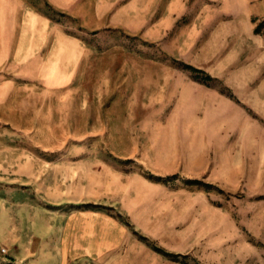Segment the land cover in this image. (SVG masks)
I'll return each mask as SVG.
<instances>
[{
  "label": "rangeland",
  "instance_id": "374dc122",
  "mask_svg": "<svg viewBox=\"0 0 264 264\" xmlns=\"http://www.w3.org/2000/svg\"><path fill=\"white\" fill-rule=\"evenodd\" d=\"M235 1L252 13L253 40L235 43L224 19L194 27L189 16L157 42L119 30L80 35L88 65L62 89L30 74L0 77V264H31L29 246L55 244L42 233L55 198L82 195L83 181L98 176L106 191L84 194L102 205L75 208L117 217L143 246L140 258L264 264V35L254 33L264 0ZM42 4L77 35V17ZM239 69L244 89L231 90ZM224 101L242 116L218 117ZM11 198H28L29 213L16 204L11 218Z\"/></svg>",
  "mask_w": 264,
  "mask_h": 264
},
{
  "label": "crops",
  "instance_id": "0c3cea01",
  "mask_svg": "<svg viewBox=\"0 0 264 264\" xmlns=\"http://www.w3.org/2000/svg\"><path fill=\"white\" fill-rule=\"evenodd\" d=\"M46 1H50L55 11L68 19L78 18L77 35L66 33V30H73L71 26H62L60 21L54 22L45 16L41 11L44 5L42 0H0V77L16 73L22 79L23 75L30 74L41 80L46 89H62L77 73L85 74V70L81 71L80 68L88 65L86 62L91 52L85 49L78 38L80 35L119 30L157 42L167 37L173 28L182 26L183 19L189 16L193 18L194 27L202 18L212 21L224 19L222 22L235 43L253 40L252 13L245 3L235 0H221L219 7L207 4L205 8L202 0ZM258 46H254L250 53L256 51ZM245 56L250 57L249 54ZM262 59L253 57L249 61L257 66ZM199 73L202 72L199 70ZM240 74L243 75L241 69L234 74L237 77L227 79V86L231 90L244 89L236 85L243 83ZM206 78L210 79L209 76ZM0 87L1 90L4 85L0 83ZM224 103L229 110L220 112L218 117L227 120L241 115L234 106ZM96 178L93 181L89 177L83 181L80 185L82 195L73 197L69 194L66 199L55 198V221L48 222L42 229L44 235L55 234V244L45 243L36 251L29 246L28 254L37 253L31 264H156L155 258H140L136 251L143 246L117 217L102 209L75 208L78 202L102 205L101 197L93 200L90 194H84L96 188L99 192L106 191V181L102 176ZM29 202L28 198H11V218H15L12 210L17 208L16 204L28 214L27 211L31 209ZM60 203H65L63 208H60ZM3 229H6L5 225ZM33 231L34 223L30 222L27 234Z\"/></svg>",
  "mask_w": 264,
  "mask_h": 264
},
{
  "label": "trees",
  "instance_id": "16d2710c",
  "mask_svg": "<svg viewBox=\"0 0 264 264\" xmlns=\"http://www.w3.org/2000/svg\"><path fill=\"white\" fill-rule=\"evenodd\" d=\"M254 33L264 35V18L255 24Z\"/></svg>",
  "mask_w": 264,
  "mask_h": 264
},
{
  "label": "built area",
  "instance_id": "2783aa9c",
  "mask_svg": "<svg viewBox=\"0 0 264 264\" xmlns=\"http://www.w3.org/2000/svg\"><path fill=\"white\" fill-rule=\"evenodd\" d=\"M0 252L3 253V254L6 253V249L1 247L0 248Z\"/></svg>",
  "mask_w": 264,
  "mask_h": 264
}]
</instances>
